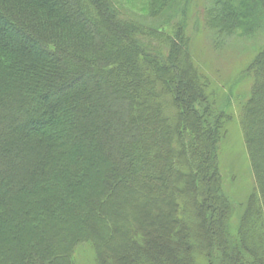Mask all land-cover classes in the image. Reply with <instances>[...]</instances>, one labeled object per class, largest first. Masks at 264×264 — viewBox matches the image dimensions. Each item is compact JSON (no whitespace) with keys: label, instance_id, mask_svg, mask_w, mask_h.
<instances>
[{"label":"trees","instance_id":"obj_1","mask_svg":"<svg viewBox=\"0 0 264 264\" xmlns=\"http://www.w3.org/2000/svg\"><path fill=\"white\" fill-rule=\"evenodd\" d=\"M147 1L0 0V264H264V0Z\"/></svg>","mask_w":264,"mask_h":264},{"label":"rangeland","instance_id":"obj_2","mask_svg":"<svg viewBox=\"0 0 264 264\" xmlns=\"http://www.w3.org/2000/svg\"><path fill=\"white\" fill-rule=\"evenodd\" d=\"M115 2L117 4V6L122 10L123 16H127V13H126L127 11L136 14V16H138V17H142L143 15L147 14V12H148V6H147L148 5V1L147 0H115ZM198 13H199L198 10L193 9L192 6H191L189 8L188 12H187L188 18L180 17V19L183 22L187 19L185 25H188L189 34L191 36L193 35L192 36L193 37V47L196 50H198V49H206V48H209V47L212 46V42L210 41V37H208V40L206 41V37L208 36V33H209L206 25H205L204 28L202 27V29L198 30L197 32H195V33L192 32L193 28L195 27V25H194V21H195L194 17ZM257 36L258 37L260 36L258 39H262V34L261 35H257ZM228 40H229V42H227V44L229 45V47H233V48L228 50L226 54H232V55L239 54L240 53L239 49H242V52H243L246 47H248V48L251 47L255 41H256V43L259 42V40H257L255 37L241 36L240 34L233 35V36H231L230 39L228 38ZM220 52H224V51H220ZM218 53H215V54H218ZM208 62H210V61H208ZM208 62H206L205 64L210 66V67H213L212 64H210ZM228 72H229V70H227V73ZM227 73H225V74L228 75ZM237 80L238 79H236V81ZM234 110H236L235 107H234ZM41 117L42 116H40V118ZM223 145L224 146H228V143H227L226 140L224 141ZM231 172H232V170H230V168L226 164L224 173H225V175H227L229 181L233 182L232 181L233 172L232 173ZM231 202L235 206L237 205L236 202L233 199L231 200ZM235 209H236V207H235ZM249 228H250L249 229L250 232L253 231L251 233V238L250 239L252 241V245H254V244L257 243V241L255 239V236H253L255 228L252 229L251 226H249ZM130 251L131 250L128 247H120V249H119V251H117V253L118 254L121 253V254L126 255V253H128ZM166 255L167 254L165 252H162V253L158 252L157 253V258H159L161 264H176L178 262V260L176 261L174 259H168V256H166ZM138 259H139L138 257L134 256V257H132V260H126V262H127L126 264H136V262L138 263Z\"/></svg>","mask_w":264,"mask_h":264}]
</instances>
